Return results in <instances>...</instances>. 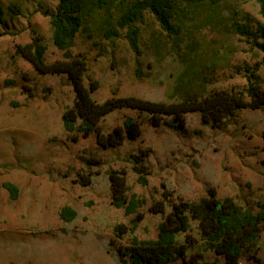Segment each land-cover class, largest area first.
<instances>
[{
  "label": "rangeland",
  "instance_id": "obj_1",
  "mask_svg": "<svg viewBox=\"0 0 264 264\" xmlns=\"http://www.w3.org/2000/svg\"><path fill=\"white\" fill-rule=\"evenodd\" d=\"M0 1L6 12L0 23V264H131L120 261L117 248L129 244L133 234L119 238L114 227L128 225L134 215L112 204L109 170L125 175L129 195L146 200L135 232L141 239L157 236L162 217L149 206L163 190L194 200L215 188L219 198L231 196L254 212L259 209L257 202L264 201V106L240 110L222 128L203 124L197 112L188 113L184 130L155 126L132 110L114 111L101 121L102 131L133 116L142 134L105 148L95 134L83 137L65 130L62 114L74 100L67 77L40 74L16 53V44L41 37L47 62L63 58L47 14L58 0ZM11 4L19 7V14L9 10ZM99 19L71 47L86 59V83H98L92 93L97 101L111 96L171 101L189 65L202 78L195 86L199 92L243 90L255 67L264 88V52L233 28L235 23L264 21L258 0L180 4L174 18L178 32L173 34L146 11L138 23L141 55L131 49L125 29L106 38ZM142 151L149 153L144 160L146 185L134 170V157ZM82 176L89 177V184L80 182ZM5 181L18 186L16 199L3 187ZM65 205L77 211L70 222L59 215ZM192 226V235L199 238L195 222ZM259 246L264 259V230ZM198 251L206 260L217 257L200 243L187 253Z\"/></svg>",
  "mask_w": 264,
  "mask_h": 264
},
{
  "label": "trees",
  "instance_id": "obj_2",
  "mask_svg": "<svg viewBox=\"0 0 264 264\" xmlns=\"http://www.w3.org/2000/svg\"><path fill=\"white\" fill-rule=\"evenodd\" d=\"M205 1L216 4L222 0H58L54 10L47 14L53 27L54 44L63 51V58L47 62L46 46L41 37L26 44H16V53L40 74L67 77L74 91V100L70 106L65 107L62 114L65 130L83 137L95 134L98 143L105 148L120 146L125 140H136L142 134L141 123L133 116H127L122 124L106 133L100 129V123L107 115L122 109L146 116L155 126L166 124L175 130H184L187 114L197 112L203 124L222 128L240 110L264 106V88L260 85L257 67L250 71L247 86L240 91L216 89L199 92L195 86H199L202 78L194 70V65H189L179 76L171 101L111 96L100 102L92 95L98 88L97 81L86 83V59L71 50L77 35L90 30L96 18L100 17L98 27L106 38L113 39L119 36L121 29H125L131 49L141 55V29L138 23L143 21L146 11L153 13L162 29L173 34L178 32L174 18L180 4ZM258 1L264 18V0ZM9 10L13 14L20 13L16 4H11ZM5 13L0 1V23L4 21ZM233 28L264 52V21L235 23ZM148 154V151H142L141 155L134 157V170L139 174V182L144 185L148 183L147 168L144 165ZM108 175L112 204L124 208L127 215H134L128 225L118 223L114 227L119 238L128 232L133 234L129 244L117 248L121 262L171 264L181 259L183 264H264V259L259 255V241L264 230V201L257 202L259 209L254 212L231 196L219 198L215 188L209 189L206 196L194 200L173 197L172 191L163 190L161 198L149 206L150 212L161 214L162 217L157 226V236L141 239L135 232L144 218L139 209L145 205L146 200L136 193L129 195L125 175L116 170H109ZM80 182L87 185L90 179L82 176ZM3 187L12 199L18 197L16 184L5 181ZM59 215L63 221L70 222L76 218L77 211L65 205ZM193 222L199 238L191 233ZM181 235H184L183 242L179 241ZM199 243L204 251H212L217 257L212 261L206 260L201 251L188 256V250L196 248ZM220 257L223 263L219 262Z\"/></svg>",
  "mask_w": 264,
  "mask_h": 264
},
{
  "label": "crops",
  "instance_id": "obj_3",
  "mask_svg": "<svg viewBox=\"0 0 264 264\" xmlns=\"http://www.w3.org/2000/svg\"><path fill=\"white\" fill-rule=\"evenodd\" d=\"M15 184V183H14ZM17 186V185H16ZM18 187V186H17ZM16 255H18V254H16Z\"/></svg>",
  "mask_w": 264,
  "mask_h": 264
}]
</instances>
